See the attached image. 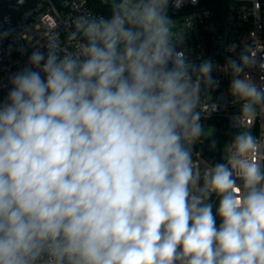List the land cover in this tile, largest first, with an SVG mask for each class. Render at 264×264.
Instances as JSON below:
<instances>
[{
	"label": "clouds",
	"instance_id": "clouds-1",
	"mask_svg": "<svg viewBox=\"0 0 264 264\" xmlns=\"http://www.w3.org/2000/svg\"><path fill=\"white\" fill-rule=\"evenodd\" d=\"M111 3L75 21L74 55L33 51L0 98V264H264V142L240 132L201 174L211 62L173 43L169 0ZM230 87L253 126L264 89Z\"/></svg>",
	"mask_w": 264,
	"mask_h": 264
},
{
	"label": "built area",
	"instance_id": "built-area-1",
	"mask_svg": "<svg viewBox=\"0 0 264 264\" xmlns=\"http://www.w3.org/2000/svg\"><path fill=\"white\" fill-rule=\"evenodd\" d=\"M172 3L169 0L168 12L190 13V27L196 29V52L177 47L196 66L205 61L212 64L211 76L215 83H202L209 97L200 99L197 110L201 111L203 129H210L209 133L222 122L226 123L229 139L223 163H227L233 150L234 133L249 131L264 142V104L253 105L256 111L253 126L244 128L240 123L243 101L232 95L230 87L233 78H239L255 84L258 90L264 89V0H198L196 5L186 0L179 8ZM111 9L112 4L105 0H24L22 4L19 0H0V98L7 95L12 75L32 67L29 58L33 51L47 53L48 44L55 42L61 57L74 55L77 45L86 42L79 33L75 40L69 39L76 31L75 21L81 16L107 19ZM242 56L249 58L247 64L241 60ZM230 60L241 64L243 71L238 76L230 67ZM196 142L195 151L205 159L196 149ZM260 155L264 157V143ZM193 161L196 162L194 153ZM209 202L213 203L215 213V194Z\"/></svg>",
	"mask_w": 264,
	"mask_h": 264
},
{
	"label": "rangeland",
	"instance_id": "rangeland-1",
	"mask_svg": "<svg viewBox=\"0 0 264 264\" xmlns=\"http://www.w3.org/2000/svg\"><path fill=\"white\" fill-rule=\"evenodd\" d=\"M109 3H111V0H105ZM112 4V3H111ZM169 17L171 18L173 22V43L181 48L193 50L194 52L197 51V46L194 41V37L196 36V29L194 27H190V21L192 20V16L190 13H186L185 11H182L179 14H170L168 12ZM209 94L206 92V88L201 85V92H200V99L208 98ZM204 131L209 133L210 129L204 128ZM236 136L235 133L233 134V137ZM193 153L195 155L196 163L200 169V171L203 172V170L206 167H212L210 163H208L205 159H203L198 152L194 149L193 144Z\"/></svg>",
	"mask_w": 264,
	"mask_h": 264
},
{
	"label": "trees",
	"instance_id": "trees-1",
	"mask_svg": "<svg viewBox=\"0 0 264 264\" xmlns=\"http://www.w3.org/2000/svg\"><path fill=\"white\" fill-rule=\"evenodd\" d=\"M200 138L196 142V149L199 150L201 155L214 165L223 163L221 150L227 146L229 139L226 123L222 122L214 132L203 134Z\"/></svg>",
	"mask_w": 264,
	"mask_h": 264
},
{
	"label": "water",
	"instance_id": "water-1",
	"mask_svg": "<svg viewBox=\"0 0 264 264\" xmlns=\"http://www.w3.org/2000/svg\"><path fill=\"white\" fill-rule=\"evenodd\" d=\"M221 158L222 159L225 158V147H223L222 150H221Z\"/></svg>",
	"mask_w": 264,
	"mask_h": 264
}]
</instances>
